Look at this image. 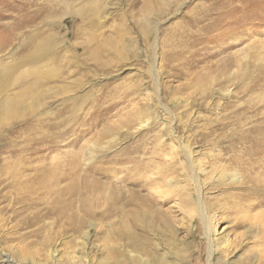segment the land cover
Returning <instances> with one entry per match:
<instances>
[{
    "label": "rangeland",
    "instance_id": "374dc122",
    "mask_svg": "<svg viewBox=\"0 0 264 264\" xmlns=\"http://www.w3.org/2000/svg\"><path fill=\"white\" fill-rule=\"evenodd\" d=\"M94 5L101 15L86 14ZM11 28L22 35L1 60L29 34L55 42L50 77L17 82L25 67L5 89L26 111L12 114L0 92V264H264V153L221 143L264 136V0H0V43ZM181 146L225 256L209 257ZM40 164L72 177L60 187L82 182L78 171L128 206L84 218L77 232L47 217L48 201L25 206L20 176ZM106 209L102 200L95 212Z\"/></svg>",
    "mask_w": 264,
    "mask_h": 264
},
{
    "label": "bare ground",
    "instance_id": "6f19581e",
    "mask_svg": "<svg viewBox=\"0 0 264 264\" xmlns=\"http://www.w3.org/2000/svg\"><path fill=\"white\" fill-rule=\"evenodd\" d=\"M109 2L110 1H107L105 5L103 4V7L105 6L106 8L109 9L110 6L107 5L109 4ZM27 9H30V7L27 6ZM100 10L101 9L98 5H94L93 7L90 8V10L88 9L86 14L90 13L92 15L98 16L101 15L102 13ZM32 15H27L25 20H29ZM82 20H84V17H82ZM20 26L21 25H18L17 27L19 28ZM18 28L15 29L11 28L12 30L7 35L2 33V35L6 37L1 36L3 39L0 43V57H1L0 58V92L1 91L5 92L6 87L9 85L10 81L13 80V77L16 76L18 70L25 67H30V68L29 70H27V72L24 73L21 72L19 76L17 75L16 77L17 82H21L26 77H31L33 78L32 84L36 85L37 81L39 80V76L41 77V75L44 76L47 75L48 77H50L49 71L43 72L42 70L43 68L46 69L49 68L48 66L53 61V57L50 56V53L53 51V47L51 45H53L55 42L54 37L51 38L50 36H48L47 38H45L47 36L45 35L38 40V38L35 35L29 34L30 37L26 42L27 46L24 47L23 49H20V46L17 43L18 48L16 52L11 56H8L9 59L15 58L17 53H21L20 55H18L16 62H12L11 64H8L9 62L6 63L4 60L8 59V57L4 58V60H1L2 57L8 55L6 48L11 43L17 42V39L22 35L21 33L18 34V32H16ZM20 28L23 29L22 27ZM74 32L76 33V35H78L77 31ZM9 93H7L6 91L4 97L2 98L5 99L3 105H6L8 109L10 108L12 111L15 112L12 114L17 115L18 113H21L22 109L24 111L28 109V107L21 108L23 103L18 99L10 97L8 95ZM18 125L22 126V129L25 130L27 126V122H24L23 124L22 122H20V124ZM14 127L15 126L11 127L9 130L13 129ZM14 135L15 134H12V136ZM45 139H49V137L46 136ZM171 140L173 141L174 139L171 138ZM224 140L225 142H228L230 144L229 149L234 151L235 153H238L239 155L244 153L245 151H248L253 157L264 153V136L258 135V136H240V137H232V138L226 137L221 141V143ZM46 142L50 143V139L46 140ZM238 145L240 146L239 148H237ZM5 147L7 148V146ZM180 152L182 155L181 157L185 159L184 172L187 173V180L189 182L188 186L190 187V191L192 192V194L189 193L190 195L187 194L188 196L187 200L191 201L190 198H193L191 203L192 209H195L194 211L195 213H199V217L205 229V235H206L205 237L207 238L209 244V257L211 258L215 254V251H218L222 256H225L230 251V245L224 242L223 240H220L219 238L217 239L212 233L213 222L210 214L211 212L210 209L207 207V203L204 200L203 188H201V183L199 182L198 172H196L195 167L191 163V154H190L191 152L185 146H181ZM37 157H36L37 160L43 161L42 163H44V161H46L49 158V155L44 154ZM247 163L249 166L244 168V171H246L250 175L252 173L254 174L255 171H257L256 169L259 168V166L254 165L255 161L252 160V158H250L247 161ZM247 163L241 162L239 159H236L235 165L239 167L240 165H247ZM259 170L264 172V168H261ZM27 171H28L27 175L20 176V180L22 182V193L28 196V198L25 200V206L28 207L29 209L30 208L38 209L39 202L48 201L50 203V208L46 211L47 217L51 215H57L60 218L64 219L67 224L70 225L74 224L75 231L77 232L82 231L83 224L85 223L84 218H88L89 216H92L93 218L96 216L104 217L105 215L111 213L119 202H124V204L128 206V203L130 201L128 197H125L124 199H115L111 196L99 195L98 192L100 190H104L103 186L98 183H94V184L92 183L93 185L91 186L87 185L85 177L77 173L78 171L72 176L73 177L80 176L82 178V182L77 184L72 182L71 180L70 182L72 183H68L64 187H60V186L65 181H67L72 177L70 175H64V174L58 175V173H55L51 169V167H49V165L46 166L44 164H40ZM255 180L256 179H252L250 182L253 183L255 182ZM236 198L237 196L235 195H230L226 197L227 203L231 202L233 199ZM102 200H104V202L107 205L106 212L96 213L95 211L99 209ZM132 202L137 208L139 207V205L143 206V202L139 197H133ZM164 202L166 201H163V203ZM193 204L195 208H193ZM6 263L12 264L9 259L6 260Z\"/></svg>",
    "mask_w": 264,
    "mask_h": 264
}]
</instances>
